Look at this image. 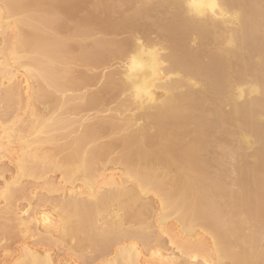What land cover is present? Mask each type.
I'll return each mask as SVG.
<instances>
[{"label":"bare ground","instance_id":"1","mask_svg":"<svg viewBox=\"0 0 264 264\" xmlns=\"http://www.w3.org/2000/svg\"><path fill=\"white\" fill-rule=\"evenodd\" d=\"M0 35L1 235L14 220L97 264H264V0L202 17L184 0H0ZM141 47L159 49L151 102L132 87L152 61L127 77ZM24 178L57 199L18 212ZM8 264L68 262L23 245Z\"/></svg>","mask_w":264,"mask_h":264},{"label":"rangeland","instance_id":"2","mask_svg":"<svg viewBox=\"0 0 264 264\" xmlns=\"http://www.w3.org/2000/svg\"><path fill=\"white\" fill-rule=\"evenodd\" d=\"M154 36V35H153ZM152 36V37H153ZM0 38H1V35H0ZM154 38V37H153ZM155 39V38H154ZM2 42V38L0 39V43ZM2 44H3V42H2ZM1 45V44H0ZM3 46H0V48H2ZM116 67V63H112L111 64V67L109 68V69H111V70H113L114 68ZM107 71H109L108 69H107ZM2 119V118H1ZM4 121V120H3ZM114 137H118V135H115ZM111 139V138H110ZM103 142H111L110 140H108V138H106V139H103L102 140ZM49 150V149H48ZM47 150V151H48ZM49 154H52V151H51V153H49ZM54 154V153H53ZM0 163H2V162H0ZM103 164V163H102ZM102 164H100V163H98V168L100 169L101 168V170H103V171H105V170H107V169H110L111 168V166H112V164H109V163H106L107 165H105V164H103L104 166H102ZM101 166V167H100ZM2 167V169H0V189H1V187H3L2 185L5 183V182H10V178L12 177L11 175H13V166H12V164L10 165L9 163H7L5 160L3 161V164H1L0 165V168ZM114 166H112V168H113ZM12 173V174H11ZM59 173L57 172H55V173H48L47 175H46V177H47V179H46V177H44V180L47 182V180H48V182L51 180V181H59V180H57V179H59V175H58ZM44 180L42 179V180H39L37 183H32L30 180L28 181V180H26L25 178L24 179H21V183H22V185L23 184H25V185H21L24 189L26 188V189H30V191H36V194H37V196H35L34 194H29L28 193V191H26V192H24L25 194H23L24 195V197H23V195L20 197V199L21 200H19L18 202H16V208L18 209L17 211L19 212V211H21V209L23 210V208H25V206H26V204L27 203H31L30 205L33 207L32 209H34V207L36 206L37 207V210H39V208H45V209H47V207L49 208V204L48 205H46V202H44V201H40V199H42L43 198V194H45L44 196L46 197V198H48L47 200L50 202L51 201V199L53 198V197H55V198H53V200H55V199H57V195L56 194H47L46 195V193L45 192H43L45 189H43L44 187L45 188H47V186L45 185V183H44ZM53 181V182H54ZM30 182V183H29ZM42 182V183H41ZM39 183V184H38ZM41 184H43L42 185V188L41 189H39V187H41V186H39V185H41ZM34 187H33V186ZM20 187V186H19ZM21 188V187H20ZM38 190H40V191H38ZM42 190V191H41ZM38 191V192H37ZM46 191V190H45ZM40 192V193H39ZM27 195H28V197H27ZM51 196V197H50ZM26 197V198H25ZM40 197V198H39ZM24 198V201L22 200ZM39 198V199H38ZM59 198V197H58ZM29 199V200H28ZM36 199V200H35ZM147 199H149V200H147ZM155 199V200H154ZM144 200V201H143ZM142 200V202H145V203H148L149 205H152L151 207L152 208H150V206H149V212H150V209H151V212H150V216H153L152 217V219H150V220H152V221H149L150 222V224L152 225V227H153V229H157V227H156V221H157V216H155L156 215V213H157V210H156V206H158V201L156 202V198H154V197H152V196H150V195H147V196H145L144 197V199ZM150 201H152V202H150ZM0 202H1V200H0ZM150 203H152V204H150ZM155 203V204H154ZM33 204H35V205H33ZM3 204H1L0 203V206H2ZM43 206V207H42ZM47 206V207H46ZM153 206H155V207H153ZM36 207H35V209H36ZM39 207V208H38ZM152 211H156L155 213L154 212H152ZM158 215V214H157ZM156 218V219H155ZM171 221V222H169V221ZM168 220H165V221H163V224L165 225V226H169L170 224H171V226H173V223H172V221H174V220H172V219H168ZM4 221V220H3ZM2 221V223H8L7 221H4L3 222ZM8 221H10L9 223H8V225L6 224V226H7V228H6V226L3 224V226H4V230L2 231V234L3 233H5L4 235H1L0 234V264L2 263V264H8V262H10V259L12 260L13 258H15L17 255H19V253H20V250H21V247L23 246V245H26L28 248H31V249H35V250H38L39 252H42V251H45V252H47L48 253V255H49V257L56 263H59V262H62V261H67L68 262V264H97V260H95V257H96V255H94V254H92V253H90L89 251H83V252H81V253H77V255H76V253L73 255V253H69V252H67L65 249H63V248H60L59 249V247L58 246H50V245H48V244H46V243H44V242H42L40 239H39V236H28V234L26 235L24 232H21L20 233V231L21 230H23L22 228H23V226H20V225H18V223H16V222H14V220L12 221V220H8ZM0 222H1V220H0ZM165 222V223H164ZM167 222H169L168 224L169 225H167L166 223ZM16 223V224H15ZM11 224V225H10ZM155 224V225H154ZM176 223H174V225H175ZM177 225V224H176ZM9 227V228H8ZM154 230V231H152V232H154L155 234H156V231L157 230ZM24 231V230H23ZM30 232H32V230L30 231ZM1 233V232H0ZM153 233V234H154ZM24 234V235H23ZM155 234H154V236H155ZM164 242V243H163ZM141 242H139V244L137 243V245L139 246V251L141 252V258H146V259H148V252H147V249L146 248H144L143 249V247H142V245L140 244ZM153 243H154V241H152L151 243H150V245L148 246V248H150L151 246L153 247ZM158 243H159V245H158V247L159 248H161L160 250L163 252L164 251V249H166L165 251H166V253H169L170 251L171 252H175L169 245H168V243H167V241H166V238L165 237H162V239L160 238H158ZM155 246V245H154ZM57 247V248H56ZM142 248V249H141ZM63 249V250H62ZM168 249V250H167ZM145 251V252H144ZM168 251V252H167ZM170 252V253H171ZM84 254V255H83ZM88 254V255H87ZM68 255H69V257H68ZM89 258H91V259H88V257ZM64 258V259H63ZM88 259V260H87ZM72 260V261H71ZM85 260V261H84ZM92 263H91V262Z\"/></svg>","mask_w":264,"mask_h":264},{"label":"clouds","instance_id":"3","mask_svg":"<svg viewBox=\"0 0 264 264\" xmlns=\"http://www.w3.org/2000/svg\"><path fill=\"white\" fill-rule=\"evenodd\" d=\"M184 5L188 14L194 17H202L205 14L216 16L218 12V0H184ZM158 54L159 49H147L141 47L139 54H133L129 57L126 65L129 82L135 81L139 78V74L143 73L148 67L149 60L153 63L152 77H143L140 83L133 84L132 91L137 100L151 102L154 99V85L150 83V80L160 74L155 70V62Z\"/></svg>","mask_w":264,"mask_h":264}]
</instances>
